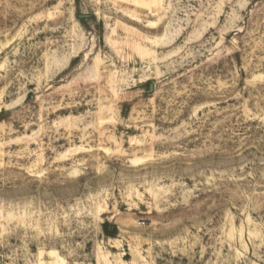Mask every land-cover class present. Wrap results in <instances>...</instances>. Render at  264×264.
Listing matches in <instances>:
<instances>
[{
    "label": "rangeland",
    "instance_id": "rangeland-1",
    "mask_svg": "<svg viewBox=\"0 0 264 264\" xmlns=\"http://www.w3.org/2000/svg\"><path fill=\"white\" fill-rule=\"evenodd\" d=\"M0 264H264V0H0Z\"/></svg>",
    "mask_w": 264,
    "mask_h": 264
}]
</instances>
